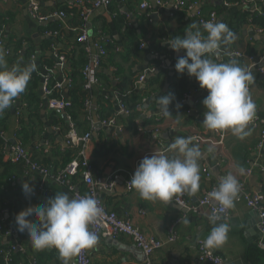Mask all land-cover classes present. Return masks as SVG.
I'll use <instances>...</instances> for the list:
<instances>
[{
	"label": "crops",
	"instance_id": "crops-1",
	"mask_svg": "<svg viewBox=\"0 0 264 264\" xmlns=\"http://www.w3.org/2000/svg\"><path fill=\"white\" fill-rule=\"evenodd\" d=\"M95 1L97 0H84L86 4ZM143 1H149L153 8L148 12H143L140 9ZM164 1L167 2L164 7L155 6V8L152 0H110L109 7H101L90 18V26L88 24L90 36L94 38L103 36L106 45L112 44L121 47V51L114 52L116 57L113 61L118 63L123 71L122 76L116 78L113 72L114 68L109 66L101 69L108 75L109 84H103V86L95 84L90 92L94 122L101 121L95 112L96 110H93L95 106L97 109L98 96L105 93L111 99L113 107L118 111L116 105L120 104V98L117 91H128L133 81V75L135 76L137 72L146 75L144 87L148 85L152 77L162 79L159 90L151 98H148L144 105V115L147 118L160 119V109L156 101L161 95L171 91V83L177 73L174 66L178 57L186 54V50L183 49L179 53L172 50L166 41L177 36L183 37L193 23L201 25L199 18L212 11L217 12V21L222 22L223 16L228 18L239 10L237 6L224 4L223 0H198L191 10L185 11L187 13L184 18L178 19L173 16L174 8L170 9L168 13L170 0ZM29 2L30 0H0V7L12 11L14 14L12 22L7 25L5 34L6 36L13 34L18 38L32 40V45H35L38 51L33 60H35L41 80L46 83L52 76L56 84L60 85L59 93L66 97L69 86L64 74L65 68L58 69V61L50 66L40 59V56L45 53L48 56L57 57V46L56 49L53 48L47 52L41 50V43L52 38L42 33L41 27L56 22L60 28L66 31L73 30L68 23L69 17L60 18L55 15L48 21L35 20L28 12ZM37 2L41 13L48 15L53 12L57 13L60 5L69 4L70 0L64 2L63 0H37ZM219 2L222 3L219 4ZM259 7H262L261 12H264V1ZM256 8L258 10V5ZM153 13L158 14L157 19L151 17ZM120 18L131 24L140 42L142 40L147 42L144 48L139 45L128 59L125 58L128 56L126 55L128 40L123 35L124 31L117 25V20ZM201 31H203L202 28ZM234 37L235 39L230 45L224 46L217 62H227L229 59L235 58L242 67L251 69L255 77L249 91L256 105V115L252 120L253 122L249 124L250 134L244 139H239L230 130H225L222 132L225 134V139L219 143L213 131L205 128L202 123L206 111L204 105L202 102L197 103L198 98L193 106L189 103V100L196 94L198 97H206L203 95V91L206 89L198 87L199 82L195 77L189 78L192 83L191 98L184 103L182 101L171 103L169 107L171 115L162 117L163 121H161L158 130L152 131L150 134H135L128 128H124L126 121L119 120L117 126L99 127L96 131L91 132L87 154L95 164L94 175L102 178V182L114 181L110 189H106L103 184L96 186V193L109 209L116 211L121 216L128 217L144 234L163 240H166L169 235L171 223L177 217L184 216L182 222L177 226L178 239L175 242H167L154 254V264H199L197 261L198 245L200 242H204L212 225L208 222L206 209L199 213H186L173 201L168 204L160 201H147L142 199L133 187L127 188L128 178L131 179L136 167L145 156L150 157L156 152L171 157L175 153L169 150V145L177 137L187 138L197 134H205L208 136V140L198 145L201 153L198 160L199 191L194 195L188 194V200L192 203L198 202L209 189L218 187L223 176L231 173L240 181L247 177L250 169L252 172L247 177L248 190L257 191L264 195V144L261 146L259 144L260 131L264 121V30L246 24ZM58 45L61 46L60 43ZM68 46L65 45L66 48ZM238 52L243 55L239 56ZM245 55L262 58L260 66H252V62ZM111 59L112 53L107 55V62L110 63ZM260 68L263 69V72L260 71ZM65 82L67 83L66 87L63 86ZM153 87L150 86V88ZM205 92L208 94V90ZM45 96L49 99L47 95ZM186 106L189 110L182 112ZM192 107L197 116H191ZM57 113L60 115V119L62 118L66 122L62 114L58 111ZM40 119L44 131L42 130L38 141L43 150L38 151V154L40 157L49 156L52 158L53 155L63 152L64 148L68 146L66 136L54 125V119L49 108L44 113L40 112ZM46 122L53 127L52 134L46 133ZM117 129L120 130V133L116 132ZM10 138H14V136ZM28 148L34 149L35 147L29 146ZM94 153L98 156H95ZM55 160L59 161L60 159ZM205 166L208 167L210 176L204 173L203 168ZM25 180L32 187L40 184L45 185L44 202L53 197L55 193H67L74 198L73 190L69 189L67 185L57 183L51 175L27 174L21 176L15 180L16 188H22ZM70 183H77V189L78 187L82 189L84 186L87 188L83 181L79 182L73 177L69 179ZM184 219H188L190 223L185 225ZM227 222L230 224L228 239L221 248L213 251L224 259L225 264H254L249 259L248 252L256 246L260 248V244L264 243V236H261L258 228L260 222L258 212L250 208L244 199L238 198L235 201V207L230 209ZM13 240L11 236L0 231V247L8 246ZM18 241L29 248L30 258L26 264H34L32 259H36V264H61L58 255H51L48 252L49 249L39 252L32 251L31 242L26 232L19 233ZM89 255L90 264H143L145 261L144 253L134 245L133 240L128 236H121L117 239L103 237L95 248L90 249Z\"/></svg>",
	"mask_w": 264,
	"mask_h": 264
},
{
	"label": "clouds",
	"instance_id": "clouds-1",
	"mask_svg": "<svg viewBox=\"0 0 264 264\" xmlns=\"http://www.w3.org/2000/svg\"><path fill=\"white\" fill-rule=\"evenodd\" d=\"M234 39L225 23L205 21L202 25L193 23L183 37H174L166 44L177 53L186 50L174 66L177 73L195 77L200 87L208 90L202 100L206 109L202 122L205 128L220 132L230 130L234 136L244 139L250 134L249 124L256 115V105L249 91L255 77L251 69L242 67L235 58L217 62L224 46ZM22 60L9 67L5 50L0 46V115L24 93L32 73L37 70L35 60L26 64ZM173 99L174 94H165L156 101L163 115H171L169 105ZM193 141V137H177L169 145V150L175 153L173 156L154 152L140 161L129 182L142 199L168 204L178 193L194 195L199 191L201 153ZM22 190L26 196L34 194L26 180ZM240 190L239 181L229 173L208 193L221 212H213L207 217L212 227L203 242L204 248L219 249L226 243L230 224L222 213L235 207ZM101 214L94 195L72 198L67 193H55L43 204L19 211L15 215V225L17 231L27 233L34 251L55 248L61 264H72L73 258L83 250L97 245L98 236L89 226ZM183 223L187 225L190 221L184 219Z\"/></svg>",
	"mask_w": 264,
	"mask_h": 264
},
{
	"label": "trees",
	"instance_id": "trees-1",
	"mask_svg": "<svg viewBox=\"0 0 264 264\" xmlns=\"http://www.w3.org/2000/svg\"><path fill=\"white\" fill-rule=\"evenodd\" d=\"M182 1L189 5L197 2L198 0ZM263 1L264 0H223L224 4L228 6H237L239 10L228 18L223 16L222 22L228 26L234 36L246 24H251L256 29L264 30V12L254 8L252 9V6H259L263 3ZM59 11H64L69 17L68 23L74 31L71 29L68 31L62 29L56 22L46 25L43 28L41 27L42 33H46L47 31L58 33L57 36H53L52 38L46 39L42 42L41 50L43 52H47L53 48L56 49L57 46L58 56L63 55L65 57L67 67L64 70V74L69 80V91L66 97L70 99V106L65 110V113L69 118V122L74 124L77 133L79 135H84L89 131L91 132L93 129L92 112L91 119L87 118L86 115L85 101L88 97H90V92L84 89L85 76L83 73V70L89 61V56L86 50V43L79 41L78 39L81 34V30L85 25V19L82 15L81 8L78 6L70 7L69 4L65 5L63 3L60 5ZM185 11L186 10H174L173 16L178 19L181 17L184 18L187 13ZM13 15L12 11L0 7V32L3 31L2 37L5 40V47L10 51L8 55L5 54V59H7L9 66L21 58H23L22 63L26 64L33 60V55L38 54L35 45H32V40L27 38H18L13 34L6 36V28L7 25L12 22ZM142 15H140L141 18L143 17ZM142 19H144V17ZM117 22L120 29L124 31V37L128 40V44L126 46V55L128 56L125 57L128 59L129 56L139 47L141 42L129 22L124 21L122 18L118 19ZM59 43L61 46L58 45ZM65 45L69 46L66 48ZM105 47L108 54L112 53V59L110 63L107 62V56L102 59L101 66L96 73L99 80L98 85L100 86H103V84H109L108 75L101 70L103 67L110 66L111 68H114L115 70L113 72L116 78H119L123 74L121 66L113 61L116 57L114 52L116 53L121 50H116L117 45L112 44H105ZM40 59L42 62H47L50 66L54 65V62L58 61L55 57L48 56L46 53L41 55ZM142 74V72H137L135 76L133 75V81L128 91H117L120 103H123L129 110L128 114L120 113L119 107L117 108V111L113 107L111 99L105 93H101L98 96L96 101L97 109L95 106V109L93 110H96L95 112L101 121L114 119L117 124H119V120L126 121L124 128H128L135 134H150L152 131L159 129L161 121H163L161 111L160 119L157 118V120H154L153 117H146L142 124H140V120L144 115V105L147 99L151 98L152 95L159 90L162 84V79L160 77H152L146 87L139 88L140 86L137 84V81L139 76ZM189 78L190 76L186 73H176L174 75L171 83V91L166 93L174 94L172 103L181 101L185 94L191 93L192 83ZM41 81V75L39 72L37 70L34 71L24 93L16 99V103H13L11 108L6 110L3 115H0V212L3 211L6 213L8 211L9 213V219L0 221V231L2 233H4L9 227L15 226V215L19 211L29 206H39L43 204L45 200L44 198L46 192L41 195L35 193L38 186L33 187V195L26 196L22 188H16V184H14L15 180L27 174H38L30 171L32 163L48 168L49 171L51 170L54 174H57L72 160L78 158L79 153L81 152L80 145H68L64 148L63 152H58L56 155H53L54 157L52 158L49 156H39L38 151L41 149L43 150V148L38 139L42 130L44 131V126L40 119V112L44 107V100L40 95L41 91L39 88ZM150 86L154 87L150 88ZM46 87L48 90H51L49 97H63L59 93L60 85L56 84L55 79L52 76L46 82ZM205 91H207V89ZM204 98L205 96H199L197 103H201ZM188 110L189 108L186 106L182 109V112H186ZM17 113H19V115ZM51 116L54 119V125L56 128L60 129L67 138L69 131L68 121L64 122L62 118L60 119V115H58L57 110H51ZM12 136H14V139L30 152L29 160H14L12 158L11 145L13 143L10 142V137ZM29 146H34L35 148L29 149ZM94 155L98 156V154L95 153ZM55 159L60 160L56 161ZM89 161L95 169V164L92 160H90V158ZM74 178L78 179L77 177ZM80 190L86 191L87 188L84 186ZM5 246L8 247L7 245ZM28 249L29 248H27L26 251L13 252L11 264H26L30 258V252ZM31 250L34 251L32 246ZM48 252L51 255H58L55 248L49 249ZM248 257L254 264H264V249L256 246L248 252Z\"/></svg>",
	"mask_w": 264,
	"mask_h": 264
},
{
	"label": "built area",
	"instance_id": "built-area-1",
	"mask_svg": "<svg viewBox=\"0 0 264 264\" xmlns=\"http://www.w3.org/2000/svg\"><path fill=\"white\" fill-rule=\"evenodd\" d=\"M167 2L164 0H156L155 4L159 7H164ZM195 3L192 4H186L182 0H176L174 4V10H191L194 7ZM110 5V0H97L89 5H87L84 0H70L69 6H78L82 10V15L85 19V25L81 30V34L79 36V41L86 43V50L89 56V61L86 64L83 73L85 76V83H84V89L91 92L93 86L95 84H98L99 80L96 76V73L98 72L102 59L108 55V51L105 47V40L103 39V36L101 38H94L93 36H90L88 33V24L90 23V18L99 10L101 7H107ZM257 6V5H255ZM152 5L149 1H143L140 5V9L143 12H148L152 9ZM29 13L31 14V17L35 20L40 21H48L51 19V17H55V15H58L60 18H65L67 15L64 11H58L53 12L48 15H43L40 11V6L37 2V0H30L29 2ZM218 14L215 11L210 12L209 14L202 16L199 18L200 24L202 25L205 21H217ZM261 30V29H259ZM45 35H48L50 37L57 36V32H49L47 31L44 33ZM3 31L0 32V46H2L5 50V54L8 55L10 53L9 49L5 47V40L3 39ZM147 42L145 40H142L140 43V47L144 48L146 46ZM116 50H121V47L117 45ZM239 56H242L243 54L238 52ZM35 55L32 56L34 59ZM245 57L249 58V60L252 62V66H260L262 62V58L252 56V55H245ZM59 64H65L66 59L63 55L58 56ZM260 71L263 72V69L260 68ZM146 78L145 74H142L139 76L137 84L140 86L142 83H144ZM67 83H69V80L66 78ZM43 91L45 95L49 97L51 94V90H48L46 87V83L44 82ZM191 98V93L185 94L184 98L181 100L182 103H184L186 100ZM16 103V100L14 101ZM70 106V99L63 96V97H49L48 99V108L50 110H57V111H64ZM85 107H86V115L87 118L91 119V109H92V102L90 100V97H88L85 101ZM119 112L122 114H128L129 110L125 107L123 103L119 104ZM19 115V113H17ZM163 115V114H162ZM165 116V115H163ZM93 122V129L91 132L97 130L96 123ZM101 122L102 127L106 126H117V123L114 119L110 120H103L99 121ZM251 121L250 123H252ZM263 126L260 131V146L264 144V121L262 122ZM68 127L69 131L66 138V144L67 145H80L81 146V152L79 153V157L72 160L64 169H62L57 174H54L51 170L49 171L48 168L39 166L36 163L31 164L30 171L36 172L40 174L41 176H52L53 179L61 184V185H67L69 189L73 190L74 192V198H79L82 196H85L87 194L94 195L95 199L97 200L98 206L101 209V216L98 218V220L89 226L90 231L94 232L98 236V243L103 237L111 238V239H117L121 236H128L130 237L134 245L141 250L145 255V261L143 264H154L153 256L154 254L160 250L167 242H175L179 235L177 232V226L180 222H182L183 217H177L170 225L169 227V235L166 240L159 239L154 236H148L144 234L140 228H138L132 220H130L128 217L121 216L116 211L109 209L103 199L99 197V195L96 193V186L98 184H103L106 189H110L113 186V180L109 182H102V178L97 177L94 175V168L92 164L89 161V155L87 154V147L90 143L91 139V132H87L84 135H79L74 127V124L72 122H69L68 118ZM213 133L217 136V142L222 143L225 139V134L220 131H213ZM194 138V143L197 145H200L202 143H205L208 140V136L205 134H197L194 136H191ZM12 149V158L14 160L19 159H30V152L23 147L20 143L16 141L15 144L11 145ZM264 169V168H263ZM204 173L207 176H210V171L208 167L203 168ZM251 169L248 170L247 177L251 174ZM71 177H77L78 181H83L87 185L86 191H81L78 187L76 188L77 183L69 184V179ZM247 177L240 180V186L241 190L239 193L238 198H242L245 200L247 205L250 208H253L256 210L260 216V222H259V230L264 236V195L257 191H250L247 188ZM130 178L127 180V188L131 189L132 185L129 182ZM214 189V188H213ZM213 189H209L203 197L198 202H190L188 200V194L187 193H178L173 200V203L177 204L181 209L185 210L186 213H199L203 209H206L208 212V216L212 214L213 212H221V209L219 206L212 200L209 199L208 193L212 191ZM46 192V187L43 184L38 185L37 190L35 193L38 194H44ZM226 215L227 217L230 214V210L227 211V213H222ZM5 213L3 211L0 212V221H5ZM1 230V227H0ZM19 231L16 229V225L14 227H9L3 234L7 236H11L14 240L10 243L8 247L2 246L0 247V264H11L12 263V254L15 251H26L27 246L18 241V235ZM97 243V244H98ZM260 248L264 249V243L260 244ZM90 250H83L78 256L74 257L72 264H90ZM198 251L199 255L197 258V261L199 264L201 263H209V264H225L224 259L216 254L213 250H208L203 247V242H200L198 245ZM33 263L36 264V259H32Z\"/></svg>",
	"mask_w": 264,
	"mask_h": 264
},
{
	"label": "water",
	"instance_id": "water-1",
	"mask_svg": "<svg viewBox=\"0 0 264 264\" xmlns=\"http://www.w3.org/2000/svg\"><path fill=\"white\" fill-rule=\"evenodd\" d=\"M65 0H63V2H64ZM155 2H156V0H152V4L154 5V7L156 6V4H155ZM220 3H222V2H219V4ZM174 4H175V0H170V4H169V7H168V13H169V11H170V9H172L173 7H174ZM156 8V7H155ZM256 9V6H252V9ZM258 10L259 11H262V7H258ZM28 12H29V10H28ZM151 17L153 18V19H157L158 18V14L157 13H153V14H151ZM89 26H90V24H89ZM57 60H58V66H57V68L58 69H60V68H66L67 67V63H65V64H59V59L57 58V57H55ZM109 74H112L111 72H109ZM144 85H145V83H142L141 85H140V87H144ZM198 85V87L201 89V87H200V85H199V83L197 84ZM63 86L64 87H66L67 86V83L65 82V83H63ZM43 87H44V81H42L40 84H39V88H40V91H41V95H42V98H43V100H44V103L46 104L45 106H44V108L41 110V113H44L45 112V110L48 108V99H47V97L44 95V93H43ZM203 95H206L207 96V93L205 92V91H203ZM198 98V94H196V95H194L190 100H189V103H190V105L191 106H193V104H194V102L196 101V99ZM119 107V105L117 104V108ZM193 108V107H192ZM61 114H62V117L66 120V121H68V116H67V114L64 112V111H59ZM190 114H191V116H197V114H196V111H195V109L193 108L191 111H190ZM146 118V116L144 115V116H142V119L140 120V124H142L143 123V121H144V119ZM46 125H45V127H46V133L47 134H52L53 133V127H52V125L49 123H45ZM96 126L99 128V127H102L101 126V122H97L96 123ZM108 129V128H107ZM110 129V128H109ZM111 130V129H110ZM116 132L117 133H120V130H116ZM7 136V135H6ZM156 136V135H155ZM10 142L11 143H13V144H15L16 143V140L14 139V138H10ZM5 218L6 219H9V213H8V211L5 213ZM261 233V232H260ZM261 236H263L262 235V233H261Z\"/></svg>",
	"mask_w": 264,
	"mask_h": 264
}]
</instances>
